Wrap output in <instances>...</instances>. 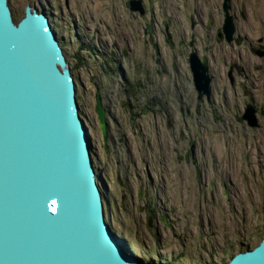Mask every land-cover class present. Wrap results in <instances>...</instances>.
Segmentation results:
<instances>
[{"label": "rangeland", "instance_id": "1", "mask_svg": "<svg viewBox=\"0 0 264 264\" xmlns=\"http://www.w3.org/2000/svg\"><path fill=\"white\" fill-rule=\"evenodd\" d=\"M225 3L9 0L15 22L29 6L49 16L106 218L146 262L226 264L264 237V0L229 1L231 41ZM193 53L209 94L197 89Z\"/></svg>", "mask_w": 264, "mask_h": 264}, {"label": "water", "instance_id": "2", "mask_svg": "<svg viewBox=\"0 0 264 264\" xmlns=\"http://www.w3.org/2000/svg\"><path fill=\"white\" fill-rule=\"evenodd\" d=\"M190 64L209 94L205 63L193 53ZM244 118L257 123L252 108ZM88 132L49 16L29 6L15 22L0 0V264H163L130 253L108 222ZM226 264H264V237Z\"/></svg>", "mask_w": 264, "mask_h": 264}, {"label": "flooded vegetation", "instance_id": "3", "mask_svg": "<svg viewBox=\"0 0 264 264\" xmlns=\"http://www.w3.org/2000/svg\"><path fill=\"white\" fill-rule=\"evenodd\" d=\"M234 18V17H233ZM225 25V24H224ZM233 38H234V36H233Z\"/></svg>", "mask_w": 264, "mask_h": 264}, {"label": "bare ground", "instance_id": "4", "mask_svg": "<svg viewBox=\"0 0 264 264\" xmlns=\"http://www.w3.org/2000/svg\"><path fill=\"white\" fill-rule=\"evenodd\" d=\"M88 134H89V132H88Z\"/></svg>", "mask_w": 264, "mask_h": 264}]
</instances>
